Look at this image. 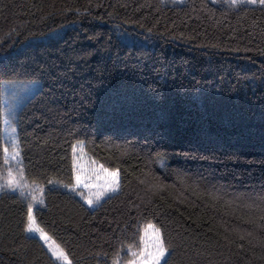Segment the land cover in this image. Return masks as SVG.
I'll use <instances>...</instances> for the list:
<instances>
[{
	"label": "trees",
	"instance_id": "trees-1",
	"mask_svg": "<svg viewBox=\"0 0 264 264\" xmlns=\"http://www.w3.org/2000/svg\"><path fill=\"white\" fill-rule=\"evenodd\" d=\"M9 82L36 89L4 107ZM5 115L26 182L45 189L37 225L72 264H125L148 223L168 264H264L261 6L0 0L3 177ZM77 141L119 169L92 208L70 187ZM27 203L0 191V264H61L27 233Z\"/></svg>",
	"mask_w": 264,
	"mask_h": 264
},
{
	"label": "snow or ice",
	"instance_id": "snow-or-ice-1",
	"mask_svg": "<svg viewBox=\"0 0 264 264\" xmlns=\"http://www.w3.org/2000/svg\"><path fill=\"white\" fill-rule=\"evenodd\" d=\"M164 2V0H162ZM213 4L221 3L227 5L228 8L237 10L245 6L259 5L264 8V0H211ZM4 123L7 125L10 122L7 119V115L4 117ZM13 131H15L13 129ZM82 143V142H80ZM13 152L12 156L19 157V141L14 140L12 142ZM73 166L75 170V184L70 187L79 188L83 187L87 189V193L80 191V195L86 200L89 205L95 204L108 192H115L120 187V174L119 169L110 170L105 168L103 165L99 166V170H93L91 176L85 175L81 176V165L77 164V157L75 155V148L73 149ZM4 159L8 160L10 158L8 148H3ZM160 154H158L159 156ZM161 165L163 166V161L161 160ZM53 183V181H49ZM5 188L11 190H19L22 196L28 198L27 203V231L38 232L42 239L47 243L51 237L44 231L43 228L39 227L36 222V217L33 215V205L41 204L44 202L45 189L43 186L33 182L29 184L26 182V177L24 176L23 168H18L16 172H13L9 168L7 172V178L3 177L0 173V191ZM264 200V197L261 198ZM151 230L152 238L149 242L148 233ZM141 241L144 243V248L141 251H131L132 260L129 264H168L167 257L172 254L174 249H170L164 233L161 228L156 227L153 224H147L144 228V236L141 237ZM51 247V246H50ZM53 255L57 259H62L67 261V264H72L69 259L68 254L57 245L52 248ZM113 264H119V260H114Z\"/></svg>",
	"mask_w": 264,
	"mask_h": 264
},
{
	"label": "rangeland",
	"instance_id": "rangeland-1",
	"mask_svg": "<svg viewBox=\"0 0 264 264\" xmlns=\"http://www.w3.org/2000/svg\"><path fill=\"white\" fill-rule=\"evenodd\" d=\"M171 1L176 2V3L177 2L181 3L184 0H171ZM35 89H36L35 83H25V82H9V83H5L4 84V94H5V97H4V101H3L4 107H8L9 106V100H13L14 102H17V103H21V102L25 101L27 99L28 95H30ZM14 132L15 131H13V127L10 126V124H7L6 125L4 123V136H5L7 142H8V144L10 146H12V142L15 140V133ZM80 142H82V141H77L74 144L75 155L77 157V164H79V165L82 166L81 167V176L82 177L85 176V175L91 176L92 173H93V170L98 171L99 170V166L101 164L98 163V162H96L95 160H93L90 156H88V154L86 153L85 148H84V143L83 142L80 143ZM8 152H9L10 158L8 159L7 170L4 173V175H5L4 178L5 179L7 178V172L9 170V168H11L13 170V172H16V170L18 168H20L19 163H18V157L11 155L12 152H13L12 150L11 151L8 150ZM73 155H74V152H73ZM75 189H76L75 190L76 193L91 208L92 207H95V205H97L99 202H101L107 196L115 193L118 190L117 189L115 192H108V193H106V195L104 197H102L99 201H97L95 204L89 205L86 202V200L80 195V191H84L85 193H87V189H84L82 186L79 187V188H75ZM14 191L19 192V190H14ZM27 200H28V198H27ZM38 205H40V204H34L33 205V209L36 206H38ZM148 224H153V223H148ZM153 225H155V224H153ZM144 228L142 230V236H144ZM26 231H27V229H26ZM27 233L29 235L39 237L43 241V243L45 244V246L48 249V251L53 256V258L58 263L67 264V261L62 260V259H57V257L53 255L52 248H55L58 245L53 239H50L46 243L44 241V239L41 238V236H40V234L38 232H35V231L29 232V231H27ZM151 238H152V234H151V230H149V233H148V240H149V242L151 241ZM143 248H144V243L142 241H140V247L138 249L131 250V251H137L138 252V251L143 250ZM132 259H133V257L131 256V252H130V257H129L128 261L125 264H129V261L132 260ZM162 264H163V262H162Z\"/></svg>",
	"mask_w": 264,
	"mask_h": 264
}]
</instances>
